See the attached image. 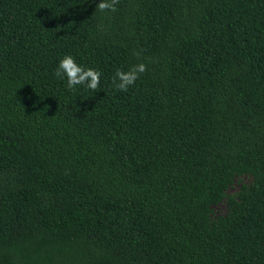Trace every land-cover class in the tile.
<instances>
[{
    "label": "trees",
    "instance_id": "trees-1",
    "mask_svg": "<svg viewBox=\"0 0 264 264\" xmlns=\"http://www.w3.org/2000/svg\"><path fill=\"white\" fill-rule=\"evenodd\" d=\"M95 7L0 0V264H264V0Z\"/></svg>",
    "mask_w": 264,
    "mask_h": 264
},
{
    "label": "clouds",
    "instance_id": "clouds-1",
    "mask_svg": "<svg viewBox=\"0 0 264 264\" xmlns=\"http://www.w3.org/2000/svg\"><path fill=\"white\" fill-rule=\"evenodd\" d=\"M96 9L100 12L115 13L118 9L116 5L119 0H93ZM147 71L145 63H139L132 66L128 71L117 70L112 83L114 87L121 91L127 92L131 86H134L140 76ZM102 73L98 70L85 69L78 65L72 56H65L60 61L55 70V76L59 79H67V86L70 90L78 85H83L87 89L95 92L101 83Z\"/></svg>",
    "mask_w": 264,
    "mask_h": 264
},
{
    "label": "rangeland",
    "instance_id": "rangeland-1",
    "mask_svg": "<svg viewBox=\"0 0 264 264\" xmlns=\"http://www.w3.org/2000/svg\"><path fill=\"white\" fill-rule=\"evenodd\" d=\"M248 182L249 181V177L246 176H242V177H237L233 183L229 186L228 188V192H235L238 187H239V182ZM226 202L220 201L218 202L216 205L213 206V214L214 215H218V214H224L226 212Z\"/></svg>",
    "mask_w": 264,
    "mask_h": 264
}]
</instances>
